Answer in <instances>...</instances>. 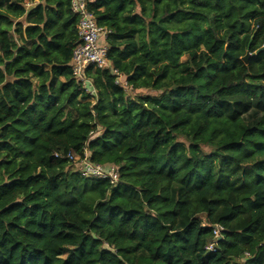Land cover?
<instances>
[{"label":"trees","instance_id":"obj_1","mask_svg":"<svg viewBox=\"0 0 264 264\" xmlns=\"http://www.w3.org/2000/svg\"><path fill=\"white\" fill-rule=\"evenodd\" d=\"M86 2L91 93L70 0H0V264H264V0Z\"/></svg>","mask_w":264,"mask_h":264},{"label":"built area","instance_id":"obj_2","mask_svg":"<svg viewBox=\"0 0 264 264\" xmlns=\"http://www.w3.org/2000/svg\"><path fill=\"white\" fill-rule=\"evenodd\" d=\"M86 3V0H70L71 11L78 15L76 23L78 42L72 49L69 64L73 76L91 93L93 87L91 81L86 77V67L89 64H94L98 68H107L110 65L106 56L107 46L105 43V35L108 30L97 24ZM69 156L77 163L81 174L85 177L110 178L112 182L117 179V172L113 167H105L102 164L91 162L88 159L87 151H84L83 155L72 153ZM220 228L215 225L214 236L208 241L206 249L214 248Z\"/></svg>","mask_w":264,"mask_h":264},{"label":"rangeland","instance_id":"obj_3","mask_svg":"<svg viewBox=\"0 0 264 264\" xmlns=\"http://www.w3.org/2000/svg\"><path fill=\"white\" fill-rule=\"evenodd\" d=\"M119 83L123 84V87H124V90L127 92V93H131L133 94L134 92L136 91H132L127 85H125V80H124V77L121 76L120 78L117 79ZM120 80V81H119ZM140 93L144 92L142 90H139ZM205 149H209L208 147H206Z\"/></svg>","mask_w":264,"mask_h":264},{"label":"water","instance_id":"obj_4","mask_svg":"<svg viewBox=\"0 0 264 264\" xmlns=\"http://www.w3.org/2000/svg\"><path fill=\"white\" fill-rule=\"evenodd\" d=\"M251 53L247 50V52L245 53V55L242 57V59L244 60V62H247V59L249 57Z\"/></svg>","mask_w":264,"mask_h":264}]
</instances>
